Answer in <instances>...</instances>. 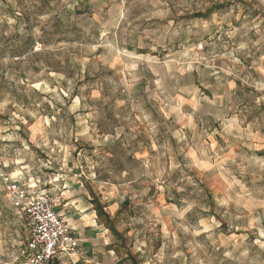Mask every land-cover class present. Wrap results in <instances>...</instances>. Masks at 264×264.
I'll return each mask as SVG.
<instances>
[{
  "label": "rangeland",
  "instance_id": "374dc122",
  "mask_svg": "<svg viewBox=\"0 0 264 264\" xmlns=\"http://www.w3.org/2000/svg\"><path fill=\"white\" fill-rule=\"evenodd\" d=\"M263 33L264 0H0V162L99 176L90 197L128 203L123 238L107 232L114 263L255 264L234 227L253 218L264 154L211 138L237 105L216 102L224 86L262 82L238 56L262 52ZM8 216L0 240L21 249Z\"/></svg>",
  "mask_w": 264,
  "mask_h": 264
},
{
  "label": "crops",
  "instance_id": "0c3cea01",
  "mask_svg": "<svg viewBox=\"0 0 264 264\" xmlns=\"http://www.w3.org/2000/svg\"><path fill=\"white\" fill-rule=\"evenodd\" d=\"M263 39L264 33L260 40L263 41ZM261 44L256 45L254 54L257 56L254 57L253 54L252 57L250 54H246L245 50L243 55L238 56L239 61L244 64L243 66L248 69L252 66H258L264 71V50L261 52ZM242 89L246 91L244 95L241 94ZM209 92L207 90L210 95ZM237 92L240 97L237 96ZM219 98V100L215 98L216 102H220V100L233 101L237 105L234 111L228 114L225 121L222 122V132L225 135H223L221 144L218 143L220 140L217 137L218 131L212 132L211 139H213L214 144L212 149L244 152L245 157L252 159L253 156H249L250 153L261 151L260 154H264V150L262 151L264 148V72L262 82L254 83V86L251 83H245L237 89L234 82L228 83L222 89ZM257 162L260 163V166H263L264 158L261 157ZM13 164L15 166H12ZM11 166L13 167L10 169L12 175L18 182L25 184L30 192L44 190L59 197L55 210L63 216L70 228L71 235L77 240L78 244L77 252L73 253L70 259H62L59 264H76L78 262L79 264H125V261L117 260V263L113 262L114 258L111 256L112 245H110L111 241L107 235L108 229L98 222L96 212L90 202L91 197L87 183H103L99 176L98 178L89 177L86 179L78 177V179L76 176L65 177L62 174L52 173L48 176L39 177L28 164L18 166L17 162H11ZM261 169L262 167H260ZM249 174L251 175V173ZM251 179L256 180L259 185V193L254 197L258 202L255 206L253 218L248 220L247 224H240L235 226L234 229L238 227L245 231L243 234L244 247L254 248L257 252L258 257L255 264H264V174L261 171L256 172L248 177V180ZM1 202L4 204L1 205ZM2 206L5 208L3 209ZM117 208L118 204L112 209L117 210ZM112 209L111 206L107 205L106 210ZM8 215L12 217L13 224L19 223L25 231L22 211L12 205L4 189L0 186V219L5 224L9 222ZM20 243L16 239L11 240V238L0 240V254H3L2 250L9 248L12 244L17 246L16 249L5 253L4 264H9L10 261H16V264H25V259L19 251L20 246L18 245Z\"/></svg>",
  "mask_w": 264,
  "mask_h": 264
},
{
  "label": "built area",
  "instance_id": "2783aa9c",
  "mask_svg": "<svg viewBox=\"0 0 264 264\" xmlns=\"http://www.w3.org/2000/svg\"><path fill=\"white\" fill-rule=\"evenodd\" d=\"M0 162V186L24 216L25 241L20 249L25 264H59L77 252V240L56 210L59 197L44 190L30 192Z\"/></svg>",
  "mask_w": 264,
  "mask_h": 264
},
{
  "label": "trees",
  "instance_id": "16d2710c",
  "mask_svg": "<svg viewBox=\"0 0 264 264\" xmlns=\"http://www.w3.org/2000/svg\"><path fill=\"white\" fill-rule=\"evenodd\" d=\"M213 6L214 7H212L211 10L219 9V8H221L222 5L214 4ZM198 16H201V15L197 14V15H192L191 17H198ZM84 78L78 82L79 83L83 82ZM6 170L9 171L8 169H6ZM204 192H207V191L205 190ZM210 200H211L210 202H212V199H210ZM90 202L92 203L93 208L96 212L98 222L100 224H102L106 229H108L110 231V233L113 235V237H115L116 239H122L123 238L121 235L122 232L118 231V229L115 227V222H116L115 219H116L117 215L120 214L121 210L123 208L127 207V205H128L127 201L124 200L120 204V208L116 211V214L113 217H111L109 212L106 211V209H105L106 205L104 203H101L97 197H91ZM124 261L125 262L130 261L132 264H137V262L133 258V255H131V254H127L126 257L123 259V262Z\"/></svg>",
  "mask_w": 264,
  "mask_h": 264
}]
</instances>
